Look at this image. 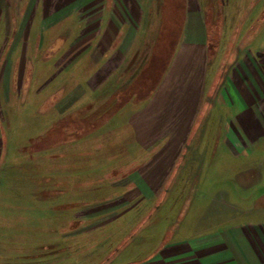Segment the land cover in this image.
<instances>
[{
	"label": "crops",
	"instance_id": "crops-1",
	"mask_svg": "<svg viewBox=\"0 0 264 264\" xmlns=\"http://www.w3.org/2000/svg\"><path fill=\"white\" fill-rule=\"evenodd\" d=\"M156 1L0 0V160L3 96L13 93V81L29 79L40 94L52 83L70 81L63 82L57 105L69 110L125 68L144 43ZM206 4L185 0L181 38L151 99L129 119L105 128L130 127V142L141 150L164 144L114 182L98 181L100 174L92 175L90 167L74 169L71 175H82L80 181L59 185L51 197L37 194L54 203L61 227L35 246L0 253V264H115L128 249L118 264H264V45L249 49L242 40L229 41L223 28L212 52ZM125 129L117 142L128 143ZM202 186L215 194L199 223L176 222L182 203L167 204L169 191ZM231 191L239 197L233 199ZM165 208L172 214H160ZM138 210L139 216L157 217H136L132 234H86ZM84 237L91 241L80 246ZM104 242H111L109 248L103 249ZM102 253L104 259L95 261Z\"/></svg>",
	"mask_w": 264,
	"mask_h": 264
},
{
	"label": "rangeland",
	"instance_id": "rangeland-1",
	"mask_svg": "<svg viewBox=\"0 0 264 264\" xmlns=\"http://www.w3.org/2000/svg\"><path fill=\"white\" fill-rule=\"evenodd\" d=\"M205 2L213 43L212 52L223 33V28L226 29L225 38L229 41L242 40L249 49L259 44L264 45V0H205ZM164 4L165 0L154 2L149 15L151 20L149 23L146 22L148 29L145 31L144 43L131 55L117 78L104 84L94 94L83 97L69 110L62 112L61 105L57 106L61 98L63 82H65L63 86L72 85L70 81L67 84L66 80L60 81V85L52 83L45 94H40L35 88L30 87L29 79L16 78L13 81V93L3 96L4 144L3 157L0 160V253L9 256L19 251L18 249L35 246L50 234L57 233L61 225L56 224L54 220L55 212L52 208L54 203L41 200L37 194L40 195L42 192V195L51 197L59 192L58 188L61 186L65 188L73 182L80 181L82 175L77 179L75 177L77 175H71L72 170L90 167L94 169L92 175L100 174L97 176L98 181L102 182L105 179V182H114L125 173L128 175L145 164L151 154L164 144L162 142L158 146L149 145L141 150L130 142L134 134L130 127L121 126L128 129L126 144L117 142L119 137L125 136L124 131L121 130L123 128L111 127V131L105 129L118 120L129 119L145 107L157 87L151 92H144L139 88V91L133 95L130 89L152 56L154 45L164 25ZM1 34V41L5 40V44L1 46V52L6 57L8 35L5 30ZM176 34L179 41L181 33ZM204 111L205 107L198 116L197 125L193 127L191 138L199 128L198 124ZM208 163L207 166L214 165V162L209 165ZM224 165L231 166V162L224 159ZM195 168H201L198 162ZM63 170L68 171L63 172ZM86 177L82 182L89 180ZM167 184L165 189L168 188ZM196 188L181 192L169 191L170 196L166 198L167 204L176 203V201L182 203L176 222L185 220L196 225L203 215V206L206 205L207 208V205L211 204L210 200L215 192L208 188L203 190L204 186L201 190ZM166 193L167 190L162 191L161 197H165ZM231 193L233 199H235L234 196L239 197L237 192L231 191ZM190 203L191 207H189ZM170 210L165 208L160 214L163 212V215H171ZM139 211L131 212L122 220L108 223L86 234H96V236L124 234L125 231L127 234H132L131 228L135 224L134 220L139 216ZM155 215L146 213L139 218L149 216L147 219H151L150 217L154 218ZM154 231L159 233L161 229ZM90 241L85 237L81 238L79 245L85 246ZM110 244L111 242H104L103 249ZM129 253V249L124 250L115 259V264L121 263L129 256ZM104 257L103 253L96 254L95 261H100ZM1 264L19 263L6 259Z\"/></svg>",
	"mask_w": 264,
	"mask_h": 264
},
{
	"label": "trees",
	"instance_id": "trees-1",
	"mask_svg": "<svg viewBox=\"0 0 264 264\" xmlns=\"http://www.w3.org/2000/svg\"><path fill=\"white\" fill-rule=\"evenodd\" d=\"M163 10L164 25L146 67L130 87L132 95L139 88L144 92L155 89L176 49V33H181L185 0H165Z\"/></svg>",
	"mask_w": 264,
	"mask_h": 264
}]
</instances>
